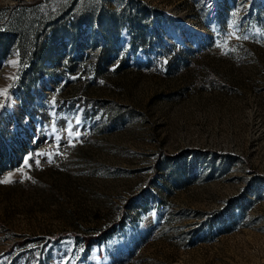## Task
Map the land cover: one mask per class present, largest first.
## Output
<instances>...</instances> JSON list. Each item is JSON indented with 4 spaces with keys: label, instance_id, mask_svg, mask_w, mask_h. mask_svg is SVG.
Instances as JSON below:
<instances>
[{
    "label": "rangeland",
    "instance_id": "rangeland-1",
    "mask_svg": "<svg viewBox=\"0 0 264 264\" xmlns=\"http://www.w3.org/2000/svg\"><path fill=\"white\" fill-rule=\"evenodd\" d=\"M0 91V264H264V0H0Z\"/></svg>",
    "mask_w": 264,
    "mask_h": 264
},
{
    "label": "trees",
    "instance_id": "trees-1",
    "mask_svg": "<svg viewBox=\"0 0 264 264\" xmlns=\"http://www.w3.org/2000/svg\"><path fill=\"white\" fill-rule=\"evenodd\" d=\"M84 239V242L86 243V244H88L89 245V243L91 242V238L90 237H85V238H83Z\"/></svg>",
    "mask_w": 264,
    "mask_h": 264
},
{
    "label": "snow or ice",
    "instance_id": "snow-or-ice-1",
    "mask_svg": "<svg viewBox=\"0 0 264 264\" xmlns=\"http://www.w3.org/2000/svg\"><path fill=\"white\" fill-rule=\"evenodd\" d=\"M0 94H6V92L0 91Z\"/></svg>",
    "mask_w": 264,
    "mask_h": 264
}]
</instances>
